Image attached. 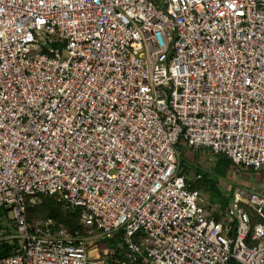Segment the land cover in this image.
Masks as SVG:
<instances>
[{"label": "built area", "instance_id": "obj_1", "mask_svg": "<svg viewBox=\"0 0 264 264\" xmlns=\"http://www.w3.org/2000/svg\"><path fill=\"white\" fill-rule=\"evenodd\" d=\"M187 148L264 181V0H0V264H264V188L211 212Z\"/></svg>", "mask_w": 264, "mask_h": 264}, {"label": "trees", "instance_id": "obj_2", "mask_svg": "<svg viewBox=\"0 0 264 264\" xmlns=\"http://www.w3.org/2000/svg\"><path fill=\"white\" fill-rule=\"evenodd\" d=\"M216 158V162L212 167V173L202 171L201 177L193 181L192 186L198 189L202 197L203 195L206 197L204 204L206 209H211L215 206L216 209L221 210L224 208L227 198L222 193V189L218 184V178L227 175V172L231 168V163L222 155H217ZM185 160L186 158L183 153L181 155V166L184 172H189L185 165ZM47 217L53 218L56 223L65 225L70 231L79 229L84 232V227L79 220V211L64 210L52 197L43 196L36 204L26 207V219L29 223ZM15 244L16 240H14L12 244H8L4 241L0 244V254H8L10 247Z\"/></svg>", "mask_w": 264, "mask_h": 264}, {"label": "rangeland", "instance_id": "obj_3", "mask_svg": "<svg viewBox=\"0 0 264 264\" xmlns=\"http://www.w3.org/2000/svg\"><path fill=\"white\" fill-rule=\"evenodd\" d=\"M185 160V165L189 170V173H192L195 169H201V171H207L212 173V167L216 162V156L212 155L210 151L205 148H200L198 151H193L191 149L183 150ZM260 175L254 174L253 172H239L235 171L233 167L229 169L225 177L218 178V184L222 187L224 184L231 186H240L245 189L251 187H263L264 181H259ZM203 198L206 201V197L203 195ZM216 209V207L214 208ZM212 212V210L210 209ZM10 213H5L3 215V223L9 226L10 223Z\"/></svg>", "mask_w": 264, "mask_h": 264}]
</instances>
